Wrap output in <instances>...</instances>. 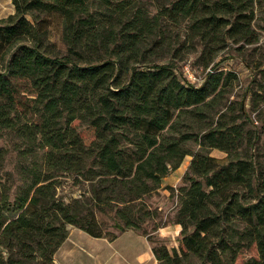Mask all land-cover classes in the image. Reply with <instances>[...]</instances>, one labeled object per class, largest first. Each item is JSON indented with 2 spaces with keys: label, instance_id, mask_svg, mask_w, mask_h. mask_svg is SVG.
Wrapping results in <instances>:
<instances>
[{
  "label": "trees",
  "instance_id": "1",
  "mask_svg": "<svg viewBox=\"0 0 264 264\" xmlns=\"http://www.w3.org/2000/svg\"><path fill=\"white\" fill-rule=\"evenodd\" d=\"M12 4L0 19V139H17V164L5 172L0 147V264H56L69 224L109 241L139 231L159 264H264V119L255 126L245 101L231 99L235 72L214 64L195 84L158 61L161 49L174 51L169 31L183 45L197 40L205 68L228 41L255 43L264 0ZM55 24L64 51L50 40ZM249 92L258 110L264 84ZM187 156L178 247L169 249L143 230L153 218L144 198ZM67 175L90 189L60 198ZM97 213H113L120 233L105 231Z\"/></svg>",
  "mask_w": 264,
  "mask_h": 264
},
{
  "label": "rangeland",
  "instance_id": "2",
  "mask_svg": "<svg viewBox=\"0 0 264 264\" xmlns=\"http://www.w3.org/2000/svg\"><path fill=\"white\" fill-rule=\"evenodd\" d=\"M14 13V6L12 0H0V19L7 18ZM253 29L258 40L253 44L227 42V46L218 54L214 63L205 68L200 61L202 52L201 46L197 40L194 42L188 41L186 44H181V39L175 37L176 33L169 31L167 34V41L174 45V51L163 48L160 51L158 61L160 63L172 64L175 66L177 72L186 77L190 82L199 84L207 75L208 71L217 64L219 68L225 71H232L238 75V81L234 82V89L231 95L232 100H244L247 109L250 110L251 116L255 121V126L260 127L263 116L261 111L264 109L262 103L258 110L251 111V99L249 89H256V85L264 84L262 76L264 74V5L256 12V18L253 22ZM183 35V32H181ZM50 40L56 47L64 51V46L61 40V29L58 25H53L50 32ZM25 96V94H23ZM17 139L9 133H6L0 139V147L7 150V157L5 159V172L14 174V169L17 164V151L15 147ZM259 146L264 148V133H261ZM193 151H197V147L189 145ZM211 155L217 158H223L224 153L220 151H211ZM192 157L187 156L182 162L178 170L172 172L163 179L162 185L158 191L152 195L145 197L144 202L153 213V218L149 219L143 224V230L149 235H152L158 241L165 243V245L172 249L178 247V237L170 236L169 239L161 238L158 231L160 228L173 225L174 217L178 207L177 189L184 185V174L189 168ZM3 181L7 180V175L4 171L1 173ZM81 180V181H80ZM76 180V176L67 175L60 177L58 188V196L60 198L72 200L79 198L83 192L90 189V183L82 179ZM97 219L107 232L119 234L117 224L119 221L114 217L113 213L103 215L97 213ZM69 233L76 228L74 225H67ZM138 232V233H137ZM133 234V233H132ZM131 235L124 236L119 241L110 243L102 239H94L88 234L78 230L73 232L69 239L65 240L62 246L57 251L55 258L58 264H78L79 257L93 254H99L107 257L111 256L121 259L119 255L128 248H133V251H149L150 242L142 235L141 232L134 233L135 238L131 239ZM152 246V244H151ZM76 257L73 258V255ZM255 250L252 249L245 252L242 258L247 259L255 256ZM108 258V257H107ZM105 259V258H102ZM113 259V258H112ZM121 261V260H120Z\"/></svg>",
  "mask_w": 264,
  "mask_h": 264
},
{
  "label": "crops",
  "instance_id": "3",
  "mask_svg": "<svg viewBox=\"0 0 264 264\" xmlns=\"http://www.w3.org/2000/svg\"><path fill=\"white\" fill-rule=\"evenodd\" d=\"M78 230L79 229H75V230L71 231L69 233L67 239H69V237H71L73 232L78 231ZM180 231H181V226L177 225V224H173V225H170L168 227L160 228L158 233H159L161 238L169 239L170 236H172L174 238L178 237ZM134 233H136V231L128 230V231L118 235V237L114 241H109L106 238H94V237L90 236L89 234L88 235L90 237L94 238V239H102V240L108 241L110 243H114L116 241H119L124 236H128V235H131L130 238L134 239L135 238ZM172 247L175 248V246H172ZM74 257H76L75 254L73 255V258ZM107 257H104L102 255L99 256V254H93V252H92V253H90L88 255H83V256L79 257V263L78 264H159L157 259L154 256L153 252H152L151 244H150L149 251L147 250L145 252L144 251H140V252L136 251V252H134L133 248H130L128 246V248L126 250H124L121 255H119V257L121 259L117 260L114 257H112L113 258L112 259L110 255L107 256ZM102 258H105V259H102ZM55 262H56V264H58V261L56 260V258H55Z\"/></svg>",
  "mask_w": 264,
  "mask_h": 264
}]
</instances>
